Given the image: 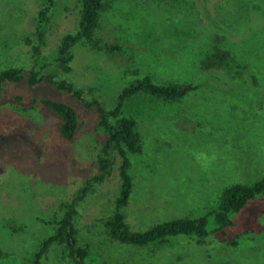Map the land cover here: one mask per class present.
<instances>
[{
	"label": "rangeland",
	"instance_id": "rangeland-1",
	"mask_svg": "<svg viewBox=\"0 0 264 264\" xmlns=\"http://www.w3.org/2000/svg\"><path fill=\"white\" fill-rule=\"evenodd\" d=\"M42 2L0 0V70L33 68L35 14ZM200 6L192 0H107L98 38L117 40L126 61L118 63L85 40L74 48L70 74L58 72L54 60L62 38L78 29L80 0H57L49 16L36 70L68 77L107 107L138 76L219 90L201 89L178 102L148 96L129 102L127 111L144 142L143 154L131 156L134 189L127 216L136 230L201 215L218 206L226 187L264 177V0H211L209 18ZM214 46L244 58L240 79L220 70L199 71L197 64ZM216 74L221 80L211 83ZM39 97L77 108L82 126L74 141L62 136L56 113L32 105ZM98 117L96 109L46 81L37 87L14 84L0 95V264H29L39 243L54 234L55 225L43 220L61 217L63 204L76 199L93 174ZM120 166L118 157L112 176L78 204L81 243L91 250L88 264H264V201L251 202L236 216L232 232L212 235L203 246L179 238L135 250L107 239L103 225L121 188ZM43 264L72 261L55 246Z\"/></svg>",
	"mask_w": 264,
	"mask_h": 264
},
{
	"label": "trees",
	"instance_id": "trees-1",
	"mask_svg": "<svg viewBox=\"0 0 264 264\" xmlns=\"http://www.w3.org/2000/svg\"><path fill=\"white\" fill-rule=\"evenodd\" d=\"M201 4V12L204 17H210L209 3L211 0H192ZM57 0H43L40 9L35 14L37 44L33 47L31 55L35 60L33 68L27 70L21 66H11L0 70V95L8 92L14 84L24 81L30 87H37L46 81L64 96L72 97L83 104L86 109H96L99 113L96 126L99 150L95 161L92 176L78 191V196L72 202L63 204L61 217L52 221H46V225H55L54 234L43 239L29 264H43L46 255L55 246H61L68 254L72 264H88L91 250L89 245L81 243L79 228L76 223L78 204L90 193L94 186L104 184L113 174L118 157L121 159L120 176L121 188L115 199L113 214L104 222L105 237L119 243L129 249H145L153 245H163L172 240L186 238L196 241L198 245H205L206 240L215 234L226 237L228 231L234 229L238 222L236 216L250 205L251 202L264 201V177L252 184L236 183L225 188L217 207L205 211L198 216H184L171 220L161 221L147 229H133L128 221L127 209L134 189V176L132 155H142L144 142L139 124L136 118L127 111L129 102L135 97L148 96L166 102H178L197 93L201 89L211 90L208 85L195 83H158L151 75L138 76L121 87L113 107L95 98L90 99L75 82L66 76L57 74L42 75L36 70L38 59L46 42V32L49 24V16L56 5ZM107 0H80V20L78 29L74 33L65 35L58 48V55L54 60V66L59 72L66 74L74 70V48L85 40L99 50H106L118 63H124L127 59L123 56L124 47L117 40L112 43H101L98 34L102 30L103 12ZM230 51L214 46L206 56L200 59L199 71L217 70L223 71L224 76L229 73L232 78L240 79L242 69L246 62L242 56H235ZM121 59V61H119ZM123 65V64H122ZM201 69V70H200ZM222 73V72H221ZM213 78V79H212ZM221 77L213 75L211 83ZM32 105L45 107L56 113L61 123L59 130L68 141H74L82 120L77 108L65 100L48 97H39L31 100ZM248 233L247 231L244 234ZM241 233L237 234L240 238ZM232 245L238 244L232 240Z\"/></svg>",
	"mask_w": 264,
	"mask_h": 264
}]
</instances>
